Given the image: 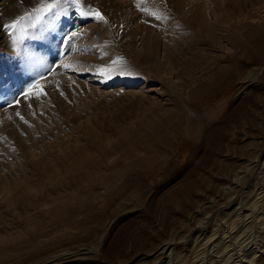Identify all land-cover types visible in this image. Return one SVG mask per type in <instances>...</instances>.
<instances>
[{"label":"rangeland","instance_id":"374dc122","mask_svg":"<svg viewBox=\"0 0 264 264\" xmlns=\"http://www.w3.org/2000/svg\"><path fill=\"white\" fill-rule=\"evenodd\" d=\"M263 35L264 0H0V264H264Z\"/></svg>","mask_w":264,"mask_h":264},{"label":"bare ground","instance_id":"6f19581e","mask_svg":"<svg viewBox=\"0 0 264 264\" xmlns=\"http://www.w3.org/2000/svg\"><path fill=\"white\" fill-rule=\"evenodd\" d=\"M201 25V24H200ZM201 27V26H200ZM203 27V25H202ZM206 24L205 27L203 28V30L206 28ZM200 30H202V28H200ZM210 30V28H209ZM201 32V31H200ZM204 32V31H202ZM212 33V32H211ZM207 34V33H206ZM208 35H209V31H208ZM264 36V35H263ZM262 36V37H263ZM210 37V36H209ZM208 37V38H209ZM261 37V38H262ZM213 38V33H212V37ZM260 39V38H259ZM264 40V37L262 38ZM261 39V40H262ZM211 40V39H210ZM215 40V38H214ZM260 42V41H259ZM212 44V43H211ZM207 59V58H206ZM227 69V68H226ZM216 84V83H215ZM249 87L248 85H244L242 86V90L246 91ZM227 89L223 88V87H218L217 85H209L207 86L206 89L202 90V94L200 95V102H198L199 104L196 103L197 106V110H200L201 112H203V114H210L211 111L214 109V107L217 108L218 103H216L217 98L222 95ZM198 92V91H197ZM194 107V108H196ZM177 113L173 118L171 117V120H166V122H161L159 125L157 126H153V127H149L147 133H145L144 136H142V134H138V136L136 135L137 140H135V144L141 149H139V151H135L138 149H134L136 147L129 149L128 152L126 151V153L124 154V160H125V164L124 166V170H122L119 173V176L124 178H128L132 175L139 177H150V176H154L156 175V173H159L161 168L164 166L162 164V162H159V154H160V149L162 148L161 146L164 144H167V141L169 140L170 136H172L173 134H180L182 131H184V129L182 128V125H184L185 121L183 119V116L181 114L182 110H180L179 107H177ZM203 110V111H202ZM211 110V111H210ZM175 112V111H174ZM172 131H171V129ZM171 133H173L171 135ZM137 134V133H136ZM134 135V134H133ZM176 136V135H175ZM93 137V136H92ZM135 137V136H134ZM127 140V139H126ZM198 139H196L195 137H193L192 141L194 144H196ZM129 141V140H128ZM133 144V143H132ZM134 144V145H135ZM104 145V143H103ZM135 145V146H136ZM128 146V145H126ZM165 146V145H164ZM105 147V146H104ZM123 147V146H122ZM123 149V148H122ZM119 151H121V148L119 149ZM125 151V150H124ZM123 151V152H124ZM108 156V155H107ZM161 160V159H160ZM88 163V162H87ZM165 163V162H164ZM120 164V163H119ZM117 165V163L115 164V166ZM121 165V164H120ZM94 167V166H93ZM86 168V167H85ZM81 169V168H80ZM123 169V168H122ZM104 176V175H103ZM116 176V175H115ZM119 177V178H120ZM94 180V178H93ZM113 181V180H112ZM110 183V182H109ZM125 187V186H124ZM124 187H121L119 189L114 190V195L117 197H122L124 194H126V189H124ZM113 192V191H112ZM60 209V208H59ZM55 212V211H54ZM57 212V211H56ZM62 213V212H61ZM52 214V213H51ZM63 214V213H62ZM42 215V214H41ZM72 215V214H71ZM65 216V215H64ZM62 218V216H61ZM58 219V218H57ZM56 219V220H57ZM63 219L59 220L58 222L60 223ZM63 221H67L66 219H64ZM66 223V222H65ZM64 223V224H65ZM28 225V224H27ZM34 229V228H33ZM28 231V230H27ZM44 232V231H43ZM33 235V234H32ZM27 236V235H26ZM36 236V235H34ZM32 237V236H30ZM37 239V236H36ZM26 240V239H24ZM32 240V238H31ZM15 242V241H14ZM13 242V243H14ZM17 242V241H16ZM12 243V244H13ZM37 243V242H36ZM19 244V243H18ZM39 246V245H38ZM21 247V246H20ZM23 247V245H22ZM16 248V247H14ZM17 249V248H16ZM12 250V249H11ZM10 251V250H9ZM32 251V250H31ZM34 251V250H33ZM33 254V253H32ZM11 255V254H9ZM23 255V254H22ZM3 256V255H2ZM2 259V258H1ZM69 259V258H68ZM5 260V259H4ZM53 262V261H52ZM63 262V261H62ZM72 262V261H71ZM70 262H65V264H69ZM52 264H59V263H52ZM63 264V263H62Z\"/></svg>","mask_w":264,"mask_h":264}]
</instances>
